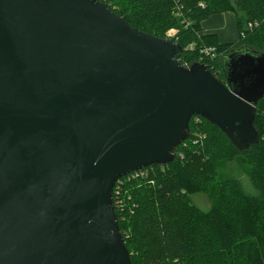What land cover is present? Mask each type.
Returning <instances> with one entry per match:
<instances>
[{
    "label": "water",
    "instance_id": "obj_1",
    "mask_svg": "<svg viewBox=\"0 0 264 264\" xmlns=\"http://www.w3.org/2000/svg\"><path fill=\"white\" fill-rule=\"evenodd\" d=\"M100 0H0V264H132L116 181L175 157L201 115L258 142L264 52L227 83Z\"/></svg>",
    "mask_w": 264,
    "mask_h": 264
},
{
    "label": "trees",
    "instance_id": "obj_2",
    "mask_svg": "<svg viewBox=\"0 0 264 264\" xmlns=\"http://www.w3.org/2000/svg\"><path fill=\"white\" fill-rule=\"evenodd\" d=\"M122 1L123 11L108 6L131 26L179 44L177 60L184 67L201 62L221 81L228 54L244 46L264 52V0ZM226 11L236 13L238 41L200 33L205 19ZM262 101L264 96L258 109ZM189 125L191 134L171 161L124 175L113 188L132 264H264V112H256L259 140L247 148L201 115ZM233 161L249 186L222 174ZM196 192L207 195L208 209L193 203Z\"/></svg>",
    "mask_w": 264,
    "mask_h": 264
},
{
    "label": "crops",
    "instance_id": "obj_3",
    "mask_svg": "<svg viewBox=\"0 0 264 264\" xmlns=\"http://www.w3.org/2000/svg\"><path fill=\"white\" fill-rule=\"evenodd\" d=\"M201 34H217L221 42H235L239 39L236 15L231 11L216 13L201 24Z\"/></svg>",
    "mask_w": 264,
    "mask_h": 264
},
{
    "label": "rangeland",
    "instance_id": "obj_4",
    "mask_svg": "<svg viewBox=\"0 0 264 264\" xmlns=\"http://www.w3.org/2000/svg\"><path fill=\"white\" fill-rule=\"evenodd\" d=\"M103 1H105V3H107V5L112 6L113 8H121L123 11V6L121 4L123 2L122 0H103ZM127 12L128 11L123 13L126 17H127V15H126ZM233 13L236 15L235 12H233ZM128 17H130V16L128 15ZM194 63H196V62L186 64V68H192ZM223 82L227 83L226 75H225V81H223ZM258 111L264 112V101H262L259 104V109L257 108V112ZM222 172H223L222 174H224V175L240 177L245 182V185L249 186V182L247 181V178L243 175V173L240 171L239 164L237 161H233L232 163H230L227 168L222 169ZM125 192H126V190H125ZM133 199L132 200L130 199L129 207H133V204L136 202L135 201L136 198L133 197ZM191 199L196 206H198L199 208H201L203 210L208 209L211 205L207 195L203 192H196V193L192 194Z\"/></svg>",
    "mask_w": 264,
    "mask_h": 264
},
{
    "label": "built area",
    "instance_id": "obj_5",
    "mask_svg": "<svg viewBox=\"0 0 264 264\" xmlns=\"http://www.w3.org/2000/svg\"><path fill=\"white\" fill-rule=\"evenodd\" d=\"M171 36L173 35V33L172 34H170ZM210 51H211V48H208V49H206V53H210Z\"/></svg>",
    "mask_w": 264,
    "mask_h": 264
}]
</instances>
